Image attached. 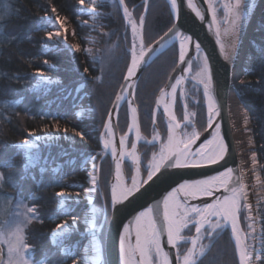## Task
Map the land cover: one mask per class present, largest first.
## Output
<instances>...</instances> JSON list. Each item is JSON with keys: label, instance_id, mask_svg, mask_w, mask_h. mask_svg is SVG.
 Here are the masks:
<instances>
[{"label": "trees", "instance_id": "16d2710c", "mask_svg": "<svg viewBox=\"0 0 264 264\" xmlns=\"http://www.w3.org/2000/svg\"><path fill=\"white\" fill-rule=\"evenodd\" d=\"M77 1L0 0V31L3 33L0 36V162L11 161L14 165L10 168H0V172L8 179L0 189V198H12L14 203L17 188L12 185L16 184L19 187V198L37 209L39 220H34L29 225L26 232L27 243L34 250V256L42 260L47 258V264H72L73 260L78 258L77 250L74 255L66 257L60 251V246L49 240V235L61 222L68 221L71 225L75 218L80 224L78 216L85 208L82 190L86 184L88 162L92 157L98 156L101 148L100 132L130 56L125 53V32L123 35L122 32L126 28L120 12L101 10L98 16L99 28L97 31H90L74 19L85 18L83 11L78 10ZM139 2L145 3L144 0H125V6L131 8ZM136 6L132 11L137 18L139 12L144 10V5ZM145 6L144 17L147 25L143 27V36L148 40V34H153L148 40L149 44L170 27L173 19L166 0H148ZM52 8H56L57 15L75 23L80 35L88 31L92 44L99 46L102 42H107L106 50L113 45L118 47L117 51L115 50V60L118 59V62L114 65L117 68H112V72L108 76L105 75L106 84L96 82L97 74L105 68L102 61L91 59L83 51L86 46L83 38L78 36L80 51L69 50L58 43L51 45L53 42L45 36V33L52 29L50 20L41 18L53 14ZM107 30L113 33L112 40L105 35ZM249 46L254 63L244 76L249 83L243 86L241 99L248 110L256 158L264 179V12L259 17L257 33L251 37ZM177 58L178 47L173 44L145 68L136 85L134 98L138 116L143 122L141 129L145 133L154 127L156 96L174 69ZM113 61L114 58L111 57L106 63ZM85 68L88 69L87 73L84 72ZM37 70L54 82L37 83L40 80L35 76ZM189 84L191 83L187 81L186 85ZM198 90H193V93L200 95ZM126 111L128 112V104L123 102L117 114L120 133L123 130L122 121L126 118ZM205 112L201 104L195 124L200 131L206 125ZM159 116L161 115L157 112L156 124L164 134L165 123L163 119V122L159 121ZM65 129L68 130L67 133ZM77 132L82 133L83 138L76 135ZM29 133H50L53 141L40 144V162L25 171L22 150L13 145L18 144ZM85 160L88 162L84 163ZM104 161L105 159L101 160L100 164ZM105 162L110 170L109 157ZM41 167L45 168L43 175L40 172ZM142 175H146L143 170ZM62 190L72 194L80 193L77 202L67 207V215L61 214L56 206L59 199L56 193ZM32 193L37 194L39 199L30 200ZM100 198L103 204H107L108 213L107 190ZM262 217L264 218V212ZM6 218L7 215L0 217V221ZM262 221L264 228V219ZM206 242L210 247L198 264H238L235 245L227 226L211 242L208 239ZM185 246H180V250Z\"/></svg>", "mask_w": 264, "mask_h": 264}, {"label": "snow or ice", "instance_id": "6c2138e0", "mask_svg": "<svg viewBox=\"0 0 264 264\" xmlns=\"http://www.w3.org/2000/svg\"><path fill=\"white\" fill-rule=\"evenodd\" d=\"M99 0H92L91 4L86 7L94 9ZM208 4L207 12L211 16L210 27L217 24L218 11H222L223 19L221 23L227 25L226 32H231L234 36L239 33L241 29V19L247 15L246 9L250 8V0H234V3H223L222 8H218V0H205ZM79 5L84 6L85 0H78ZM119 5L123 9L124 20L131 26L133 42L130 50L131 60L127 66V73L124 80L128 83L127 87L122 86L117 93L114 101V107L117 109L121 101L127 98L130 89H134L131 82L132 78L136 76L137 70L151 58V55L164 49L172 40H179V62L180 65L186 64L183 68L184 74H190L193 67V60L188 59L189 48L188 44L192 41V37L177 30L176 25L169 28L158 41L152 45L144 46L143 27L145 17L141 15L139 18V25L132 19V13L125 6V0H118ZM147 3V0H145ZM172 14L178 13L179 4H184L185 0H169ZM186 6L191 9L196 17L203 20L204 14L192 2L186 0ZM83 10V9H81ZM56 8H52V12L56 13ZM41 19L53 21L58 24L61 29H64L63 18L56 16H46ZM3 33L0 31V36ZM105 35H109L105 33ZM45 36L49 41L60 40L61 32H46ZM217 43L220 44L219 28L216 30ZM137 41L139 47H137ZM66 47L75 51H80L79 45H67L66 37L63 39ZM46 47V45H45ZM115 45L110 47L107 51L111 54L114 51ZM197 52V67L198 70L192 79L197 85H202L203 96L207 103V119L209 127H215L217 130L220 124L213 125V119L219 115L221 109L216 96L213 93V80L211 70L209 67L208 57L201 56V45L199 42L195 43ZM223 51V46L221 45ZM83 51L88 52L89 49ZM226 59L229 55L225 56ZM44 63H48L44 61ZM87 73L88 69L85 68ZM35 76L41 79L37 83L50 84L53 83L51 79L44 76L42 72L37 70ZM99 79V78H97ZM186 75H177L175 82L169 81L170 91L164 88L160 89V95L156 99L157 108L163 106L164 114L167 118V136L163 138L159 132L154 130L151 140L146 141L147 144H159V150L152 153L146 172L147 176L144 178L140 176L141 171V157L136 153V143L132 144V150L126 151L125 143L127 134L120 137V150L117 154V149L113 143V125L111 120H106L103 124L104 131L101 133L104 152L111 151V155L115 160L116 183L111 185V208L113 218L117 205H122L129 201L130 198H135L145 185L155 179H160L164 175V170L172 168H187L198 167L202 162L208 164H217L219 161L225 159L227 153V146L220 136L219 131L213 133L212 139L204 141L195 152L191 151V145L195 144L199 139V133L193 128L192 132L183 131L192 124L195 114L185 112L184 123L177 122V118L172 111V105L176 100V92L178 86L181 87V96L185 93L182 89L183 82ZM35 88V85H33ZM79 91V89H77ZM128 109L131 114L130 123L128 124L129 131L135 130L136 140L141 141L145 138L141 135L140 126L137 117V108L133 106L131 100L128 101ZM79 116V113H77ZM111 116V112L109 113ZM153 122L155 123V112L153 113ZM55 127V125H54ZM67 133V129L64 130ZM76 135L83 138V134L77 132ZM53 137L50 135L38 136L34 133H29L19 144L13 145L22 150L24 164L23 167L27 171L30 167H35L41 160L39 154V145L41 143L49 142ZM35 150V151H34ZM117 155L119 158H117ZM129 158L131 163L135 166V174L132 176L131 184H125L121 177L123 175L122 163L125 158ZM93 161L95 157L91 158ZM88 161L85 160L84 163ZM45 163H47L45 159ZM9 162H0V168L13 167ZM92 172L89 173V182L91 187L85 189V196L90 192L99 191L98 188V168L93 162ZM55 171V169H54ZM233 169L226 168L224 171L215 176L208 177L203 180H194L178 184L173 187L163 197L162 202H157L155 205L145 207L139 211L134 218V243L133 226L126 224L124 230L120 234V262L121 264H171L169 253L161 246V237H167V244L174 249H177L176 264H198L200 258L205 254L210 244L205 245L202 240L207 238L210 242L214 237L230 225L231 235L235 242V251L239 257V264H250V257L252 254V246L246 242L248 238L253 237L256 231L252 223H248L249 231L244 234L242 238L241 228L239 227L240 213L242 209H249L248 193L245 190V184L242 177L233 176ZM41 175L44 174L45 168H40ZM8 182L7 177L3 172H0V189ZM17 188L15 204L13 199L0 198V217L7 215L8 219L0 221V264H34L27 253L34 251L27 243V229L34 220H39L37 209L29 207L22 199L19 198V187L16 184L12 185ZM222 188L226 195L222 198L214 197V191ZM101 196L104 193H100ZM59 198L57 209L61 214H69L67 210V200L75 198L79 199L80 193H69L60 191L56 193ZM214 197L212 203H204L202 206L196 204H188L187 201L196 199L198 197ZM30 200L39 199L35 193L30 194ZM90 206L86 211L91 212L92 219L85 218L86 224L85 234L89 238L87 244L83 249V255L73 260L72 264H104L103 250L100 243V236L105 224L108 223L107 204L103 208H97L91 198L87 201ZM162 205V206H161ZM247 220H252L251 212L246 217ZM78 224V221L73 218L71 225L68 221L57 224L56 228L51 233V241L55 245L60 246V251L66 256L70 257L75 254V248L78 245L66 246L64 240L71 234V230ZM194 226L195 235L185 236L182 233L184 230ZM182 243L190 244L183 253L180 252V245ZM264 245V240L261 241ZM89 250L92 255H89ZM46 257L40 262L45 264Z\"/></svg>", "mask_w": 264, "mask_h": 264}, {"label": "water", "instance_id": "95a60500", "mask_svg": "<svg viewBox=\"0 0 264 264\" xmlns=\"http://www.w3.org/2000/svg\"><path fill=\"white\" fill-rule=\"evenodd\" d=\"M169 3V0H167ZM148 2V0H147ZM192 2L200 9V11L204 14V19L201 20L200 18L196 17L195 14L186 6V0L184 4H179L178 13L172 14L173 21L169 28L176 25L177 30L181 31L182 33L189 35L192 37V41L188 44L189 48V56L188 59H194L196 55L195 43L199 42L201 45V56L206 55L208 57L209 67L211 70L212 80H213V93L216 96L218 103L220 105V113L216 116L212 123L220 124L219 130H217L214 126L209 127L208 119H207V126L206 129L199 133V139L196 141L195 144L191 145V151H194L200 143L208 139L210 136L213 135L216 131H219L220 136L223 137V141L227 146V153L225 154V159L223 161H219L217 164H208L202 162L198 167H187V168H172L164 170V175L160 177V179H155L153 182H150L149 185H145L141 192L136 195L135 198H130L129 201L125 202L122 205H117L116 211L113 218V212L111 208V183L113 179V172L115 168V160L111 154H109V161H110V170H111V177L108 184V195H109V204H110V214L108 223L105 230V238H104V258L105 264H121L120 262V234L124 230V226L126 224H130L133 226V237L132 241L134 243V218L136 214L143 210L145 207L150 205H155L157 202H162L163 197L169 192L173 187H176L178 184L184 182L185 180L194 181V180H203L207 179L208 177L215 176L218 173L224 171L226 168H232L233 176H240V167L238 162V157L236 153V146L234 135L231 127V122L229 119V109H228V95H229V80L231 78V63L234 54L233 46L230 45L228 49L223 51L221 50V44L217 43V36L216 30L218 28L217 24L210 27L211 24V16L208 14V4L205 0H192ZM179 3V0H178ZM170 5V3H169ZM250 15V11L248 12ZM248 15V17H249ZM256 17V16H255ZM168 28V29H169ZM166 29L159 37H157L154 41H152L149 45H152L155 41H158L160 37L164 35L165 32L168 31ZM177 44L179 48V40L175 39L172 40L164 49H160L158 52H155L151 55V58L148 60L147 63L143 64L138 70L135 77L132 78L131 82L134 85V89H130L129 93L127 94V98L124 100L127 102L131 100L133 106L136 107L135 99H134V92L144 69L153 62L162 52L166 51L169 47L173 44ZM148 45L146 46V48ZM229 55V58L226 59L225 56ZM187 67L186 64L180 65L179 62V55L177 63L172 70L168 80L166 81L165 85L162 87L165 90L170 87L169 81L174 82L177 75H186L185 81L189 78L188 74H184L183 68ZM127 73L124 74V76ZM124 76L122 82L114 96L112 101L111 107L109 109L107 120H111L113 125V139L115 142V146L117 148V144L120 140V134L117 127V114L121 104L124 101H121L119 108L117 109L114 107V101L117 93L121 90L122 86L126 87L129 82L124 80ZM185 81L183 82L182 88L184 87ZM160 95V91L157 97ZM156 97V99H157ZM159 110L164 121L166 122L167 118L164 114L162 107L160 106L157 108L156 101L154 112ZM111 112V116L109 113ZM138 117V115H137ZM207 118V112H206ZM131 119V114H130ZM133 143H136V136L133 135ZM137 144V143H136ZM136 150L138 151L137 145ZM122 171L124 172V167L122 163ZM227 193L224 192L222 188H219L214 191V197L219 196L223 197ZM214 197H198L196 199H189L187 201L188 204H196L202 206L204 203H212ZM162 206V205H161ZM231 239L235 245V242L231 235V227L230 225L227 226ZM161 246L164 248L166 252L169 253V258L171 264H176V253L177 249L172 248L167 244V237H161ZM238 264H239V257Z\"/></svg>", "mask_w": 264, "mask_h": 264}, {"label": "rangeland", "instance_id": "374dc122", "mask_svg": "<svg viewBox=\"0 0 264 264\" xmlns=\"http://www.w3.org/2000/svg\"><path fill=\"white\" fill-rule=\"evenodd\" d=\"M227 1H229V0H218V8H222L223 3H226ZM231 1H233V0H231ZM91 3H92V0H85V5L81 6V5H79V3L77 1L78 10L83 9L81 11H83V13L85 15V18L84 19H80L79 17H75L74 18L75 21L78 22L79 25L84 26L85 28L88 27L90 31L91 30L92 31H97V29L99 28V27H97L99 25L98 16L101 14V12H100L101 10L103 11L104 9H108V12H111V13H113L114 11L120 12L119 13L120 17L122 18L123 25L126 28L122 32V35L125 32V36L123 35V37H124V39L125 38L127 39V40L123 39L124 45L126 47L125 53L130 55V50H131L130 26H129V24L128 25L125 24L124 15H123V9L119 5L118 1L117 0H99V2L97 3V5H96V7L94 9L87 8L86 6L88 4H91ZM261 9H262V13H263L264 12V4L262 5ZM128 10H129V8H128ZM142 13H143V11L139 12L138 16L141 15ZM104 15H106V14H104ZM107 15L109 16V14H107ZM49 16L53 17V20H54V18L56 16H59V15H57L56 13H53V14H51ZM86 16H87V18H86ZM59 17H61V16H59ZM61 18H63V23H64V26H65L64 29H61L58 24H54L53 21H50L51 26H52V29H51L50 32H53V33L56 32V31H60L61 32L60 40H53L52 41L53 43L51 45H53V44L55 45V44L58 43V45L60 44V45H62L64 47H66L65 44L63 43V39L65 37H66L67 45H79L78 36L81 39L83 38L84 41H86L85 49H89L90 50V51L86 52L88 54V56L91 59L94 58V59H99L100 61H102L103 65H104V68H105V70H103V72L100 71L99 74H97L95 80H96L97 83H102V84L105 83L106 84L107 80H104L105 75L108 76L112 72V68H117V67H114V65L118 62V59L115 60V50L117 51L118 47L115 46L114 47V51H112L111 54H109L107 52V50H106L107 49V44H106L107 42H102L99 46L92 44L90 42L91 38H90V36H88V31H85L84 34L80 35V33L76 29L75 23L70 22L67 18H64V17H61ZM132 19L136 23L139 22L138 18L135 19V18L132 17ZM222 19H223V13H222V11H218L217 23H218L219 27L225 26V24L220 22V21H222ZM258 20H259V16H257L256 13H255L252 21L254 22V24L256 26L253 28V31L251 32V34H253V33L256 34L257 33V30H258L257 21ZM137 24H139V23H137ZM146 25H147V21L145 19L144 26H146ZM110 27L111 26H109V29H110ZM106 33L109 34V35H107V37H109L110 40H112L113 33L111 34V31H109V30H107ZM143 33H144V29H143ZM91 35L93 37V34H91ZM148 36H149L148 40H150L152 38L153 34L149 33ZM109 38H108V40H109ZM250 38L251 37L247 38L248 45H247V49H246V51L244 53V57H243V61H242L243 62V67L240 70L241 71V73H240L241 76H240V74H238V76L236 78H234V84L237 86L238 97H239L238 101H239L240 107L242 108V111L246 114V118L248 120V124H249V127H250V129H249V133H250L249 137H250V145L252 146V152L251 153L254 156L255 164L257 166V170H258L257 178H258V181L255 184L256 185L255 188L257 190L256 193H255V199H254V202H255L254 203L255 217H252V220H247L246 217L248 216V213L250 212L251 209L250 208L246 209V210L242 209L241 213H240L241 215H240L239 227L242 230L241 235H242V238H243L244 234L249 231V229L247 227L248 223H252L253 224V227L255 228L256 231L253 233V237L252 238H248L246 240V242L249 243L252 246V249H254V254H255L254 257H255L256 264H264V245H262V243H261V241L264 240V228H263V221H262L264 219L262 217L263 212H264V179H263L262 175L260 174V165H259L258 160L256 158L257 157L256 156V146H255V143H254V140H253V132H252V127H251L250 117L248 115V110H247L246 106L244 105V103H243V101L241 99L242 98V94H243V86L249 83L245 79L244 76L250 70V68L252 67V65L254 63V60H253V57H252V53H251V50H250V46H249L250 45V40H249ZM108 40H105V41H108ZM148 40H147V38L144 37V46L148 44ZM129 42H130V48L128 47L129 46ZM66 48L69 49V50H73V49H70L68 47H66ZM111 57L114 58V61L112 63H110V62L106 63V61L110 60ZM196 57H197V55H196ZM196 57H195V59L193 61V67L191 69V72H190V74H188V77L190 79L188 81L191 84H189L188 86L186 85L185 87L182 88L184 93H185L184 96H181V90H180L181 87L178 86V89H177V92H176V100H175V103L173 104V109H174V112H175V115H176V118H177L178 122H184V114H185V112H188L190 114H192V113L195 114L194 119L192 120V124L190 126H188L187 128L182 129L183 131H187L189 133L193 131V128L195 129L196 132H200L198 126L194 127L193 124L194 123L196 124V120L198 119V111L200 109V105L202 104V109L204 108V111L206 110V107H207L206 100H205V98L203 96V87H202V85H197L196 82L192 79V77L195 76V74H196V72L198 70L197 65H198L199 62L197 61ZM128 60L130 62L131 56H129ZM121 68H122V66H120L119 69H121ZM44 76L49 78L46 75H44ZM38 78L41 79L40 77H38ZM97 78H99V79H97ZM49 79H51V78H49ZM51 80L54 81L53 79H51ZM193 90H198L200 95H195L193 93ZM137 112H138V110H137ZM161 117L162 116H159V121L163 122ZM204 121L207 122V120H204ZM129 123H130V112H129V109H128V112L126 111V118H125L124 121H122V129L123 130H122L121 133L119 132L120 136H123L127 132ZM138 123H139V126H140L141 135L145 138L144 140H141V141H137L136 140L137 141L136 145H137V148H138L137 152H138V155L141 157V161H142L141 171H140V176H142L141 175L142 174V170L146 172V167H147L149 161L151 160L152 153L153 152H157L159 150V144L158 143L151 144V145L147 144L146 141L152 139L154 130L156 132H158V131L154 127H152V128L149 129L148 132L145 133V131L141 129L143 122L140 121V117L139 116H138ZM161 126H162V124H161ZM103 131H104V129L102 128V130L100 132V139H101V133ZM133 133L134 132H130L129 133L130 134V136L128 138L129 139V144H128L129 148H131L132 144H133V138H132V134ZM159 133H160V135L163 138L166 139V132H164V134H162L161 131H159ZM46 134L52 136L50 133H46ZM46 134H41V135H38V136H44ZM52 141H53V139H51L49 142H52ZM101 141H102V139H101ZM41 144H44V143H41ZM146 146H151V147L150 148H145ZM147 149H149L148 152H147ZM108 154H109L108 152L107 153L104 152L103 146H101L100 150L97 153L98 156L97 157L94 156L95 160L94 161L92 159L89 160L88 167H87L88 169H87L86 184H85V187L82 190V196H83V199H85V201H84L85 208L83 210H81V212H80V214L78 216L80 224H77L71 230V234L64 240V245H66V246H72V245H77L78 244V246L75 248V250H77V256L78 257L83 255L84 246L88 242V239H89L86 236V234H85L86 225L82 221V219L80 218L81 217V213L83 211L87 210L90 207L88 205V203H87L88 199L91 198V200L94 202V205L97 208H103L105 206V204H103V202L101 201L100 193L101 192L104 193V191L108 189V184H109V180H110V170L108 169L107 162H105L107 160ZM103 159H105V161L100 164V161L103 160ZM93 162L95 163V165L98 168L97 175H98V188H99V191L92 192L90 195L88 194V196H85V189H88V188L91 187L90 182H89V173L92 172V170H93L92 169ZM126 163H128V166H126ZM124 166H125L124 173L126 172V179H127L126 181H127V183H129L131 181V176H132L134 165L131 163L130 160H124L123 167ZM101 170H103V171L101 172ZM127 170H128V172H127ZM100 172H101V176H100ZM146 175H147V172H146ZM107 194H108V191H107ZM58 202H59V199L56 202V206H57ZM74 202H77V200H75V198L67 200V207L71 206V203H74ZM24 203H26V202H24ZM14 204H15V202L13 203V205ZM28 206L32 207L31 205H28ZM76 208H77V206H76ZM107 214H108V218H109V210H108ZM6 219H8V217ZM61 223H63V222H61ZM61 223H59V224H61ZM106 226H107V224L104 225L102 233H101V236H100V243H101V247H102L103 251H104L103 247H104V238H105ZM192 228L195 231L194 226H190V228L184 230V232L182 234L185 235V236H193L194 235L193 234L194 231L192 230ZM51 233L49 235V240H51ZM206 239L207 238L202 240V243L205 244V245H207ZM78 241H80V243ZM183 245H186V246H185V248L183 250H180L181 253H183V251H185L187 247H190V244H187V243H182L180 246L182 247ZM27 255L34 262V264H40V262L42 261V259L40 257L34 256L32 251L27 253ZM103 262H104V255H103ZM45 264H47L46 261H45ZM104 264H105V262H104Z\"/></svg>", "mask_w": 264, "mask_h": 264}, {"label": "bare ground", "instance_id": "6f19581e", "mask_svg": "<svg viewBox=\"0 0 264 264\" xmlns=\"http://www.w3.org/2000/svg\"><path fill=\"white\" fill-rule=\"evenodd\" d=\"M227 2H229V1H227ZM231 2L234 3V0L231 1ZM250 2H251L252 6L250 8L246 9L247 15L242 17V19H241V29H240L239 33H237L235 36L231 32H226L225 31V29L227 28V25H225L223 27H219V25L217 23V26H218L219 31H220L219 40H220V44L223 46V49L224 50L228 49V47L230 45H232L233 49H234V54H233L234 56L232 58V63H231V78L229 80V85H228L229 86V95H228V109L229 110L228 111H229V119H230V122H231L232 131H233V135H234V140H235L236 153H237V157H238V160H239L238 162H239L241 177H242L243 182L245 184V190L248 193V204L250 205L251 215H252V217H255V211H254V203L255 202H254V199H255V193L257 191L256 188H255V186H256L255 184L258 181V178H257L258 170H257V166L255 164L254 156L251 153L252 152V146L250 145V137H249V134H250L249 133V129H250V127H249V124H248V120L246 118V114L242 111V108L240 107V104H239V101H238L239 97H238L237 86L234 84V78H236L238 76V74L241 73L240 70L243 67V62L242 61H243L244 53H245V51L247 49V45H248L247 38L248 37H252L253 34H254V33L251 34V32L253 31V28L256 25L254 24L252 19H253L255 13H256L257 16L260 17V15L262 14V9L261 8H262V5L264 4V0H250ZM135 4L136 5L137 4L144 5V7H143L144 10H143V13L141 14V15H144L145 8H146L145 5L147 3L145 4V3L139 2V3H135ZM136 5H133L131 8H129V11L132 13V17L135 18V19H136V17H134V15H133L132 8L137 7ZM249 11H250V15L248 14ZM141 15H139L137 18L139 19ZM248 15H249V17H248ZM86 18H87V16H86ZM137 23H139V22H137ZM257 23H258V21H257ZM125 24L128 25L126 22H125ZM130 32H131V26H130ZM249 40H251V38ZM132 42H133V37H132V32H131V46H132ZM128 47L130 48V42H129V46ZM137 47H139V42L138 41H137ZM177 60H178V58H177ZM176 63H177V61H176ZM240 76H241V74H240ZM139 79H138V81H139ZM174 82H175V80H174ZM166 91H170V87L168 89H166ZM110 107H111V105H110ZM161 107L163 109L162 105H161ZM172 111L175 114L174 109H173V105H172ZM180 123L183 124L184 122H180ZM251 127H252V124H251ZM130 132H134L135 133V130L134 129L131 130V131H129V129L127 130V133H126L127 134V139H126V143H125L126 151H131L132 150V147L131 148L128 147V144H129V139L128 138L130 136V134H129ZM123 136H125V135H123ZM212 137H213V135L210 136L206 140L212 139ZM113 143L115 145L114 139H113ZM203 143H204V141L202 143H200V145L203 144ZM100 145L103 146V143H102L101 139H100ZM200 145L196 149H198L200 147ZM116 149H117V154H118L119 150H120V140H119V142L117 144V148ZM196 149L193 152H195ZM108 153L111 154V151L109 150ZM136 153L138 155L137 150H136ZM117 158H119L118 155H117ZM124 160H130V159L126 157ZM134 174H135V166L133 168L132 176ZM132 176H131V179H132ZM121 180L125 184H129V185L131 184V181H130V183H127V181L125 179V173L124 172H123V175L121 177ZM114 183H116V170H115V168H114V172H113V179H112L111 185L114 184ZM91 193L92 192H90L89 195ZM80 218L82 219L83 222H84L85 218L91 220L92 219V214H91V212H88V211L85 210V211H83L81 213V217ZM88 241H89V239H88ZM89 255H92L90 250H89ZM254 255H255L254 254V249H252V254H251V257H250V264H256Z\"/></svg>", "mask_w": 264, "mask_h": 264}]
</instances>
